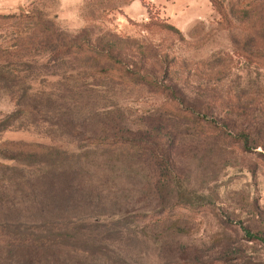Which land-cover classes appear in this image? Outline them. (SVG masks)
Wrapping results in <instances>:
<instances>
[{"label":"rangeland","instance_id":"rangeland-1","mask_svg":"<svg viewBox=\"0 0 264 264\" xmlns=\"http://www.w3.org/2000/svg\"><path fill=\"white\" fill-rule=\"evenodd\" d=\"M222 1L230 26L219 25L210 0H0V12L16 16L0 20V120L15 116L0 133V163L9 166L0 170V223L61 234L79 256L73 264H264V241L244 231L264 240L263 149L245 152L236 133L220 137L172 115L213 103L214 116L240 126L264 113V0ZM106 35L129 46L115 70L166 79L181 106L100 76L93 58L54 55L61 42ZM160 126L159 148L147 153H86L89 137ZM37 146L61 154L63 170L50 173L42 157L16 161ZM72 184L94 201L85 205ZM9 251L0 246V264H25Z\"/></svg>","mask_w":264,"mask_h":264},{"label":"trees","instance_id":"trees-1","mask_svg":"<svg viewBox=\"0 0 264 264\" xmlns=\"http://www.w3.org/2000/svg\"><path fill=\"white\" fill-rule=\"evenodd\" d=\"M210 2L222 19V22L219 25L222 26L221 24L225 23L230 26L231 24L229 21V15L225 10L224 2L222 0H210ZM15 17L16 16L13 15L3 16L2 14H0V20H8ZM153 24L157 27L162 28V30L168 33L173 32V34H180L179 30H177L170 24L162 22H155ZM123 48H126V50L129 49L128 43L126 41L118 39L114 36L106 35L96 44H92L90 42H61V44L56 46L54 55L58 59L68 58L72 56L93 58L98 63L104 65V67H99V69L97 70V73L100 76L108 77L122 83H134L138 85L148 86L149 88L156 90V92L165 95L168 101L181 106L178 100V92L176 87H173V85L169 84V82L166 85L162 84V82L166 81V79L159 80L158 76L154 77L149 74H142L138 69L129 70L124 66L120 69L115 70L113 66H118L124 63L120 56V52L123 50ZM251 56L258 57L260 56V54H254ZM258 58L264 59V54L263 56H260ZM163 68V65H161L160 69ZM164 71L165 72H163V75H168L167 77L171 76L172 72L170 68L165 69ZM6 77L7 74L0 71V82L5 81ZM212 104H209L207 106L205 105L202 110H196L195 108L190 107H182L180 108L179 112H177V114L173 113L172 115L179 119L185 120L188 123L195 124L197 127L209 128L218 131L219 134H217L220 137H223L226 134H229V136L232 137V134L236 133L235 138H233L239 141L242 149L245 152L255 151V149L259 147H261L264 151V113H261V116L253 118L251 120H244L243 124L238 126L237 120H235L230 115L222 117L218 115L214 116V109L216 108V106ZM14 118V115H10L5 117L3 120H0V133L7 130L11 126ZM153 130L158 131H153L146 134L140 133L138 136L131 138L118 136L119 134H116V136L114 137H89L87 139L89 146H87L88 149L86 153L91 154V156L104 155L107 153H113L122 150L131 151L136 154L141 151L147 153L148 151H150L148 150L147 146L159 148L158 143H160V140H158L159 142H154L153 139L156 137V135H154L153 133L159 135L163 129L160 126V128L153 127ZM143 146H146V148H142ZM35 148L38 150L34 152H38L39 154L33 152L30 153L28 157L27 155H23L22 153H20L16 157V161L20 162L22 158L33 159L42 157L53 163H51V165L49 166L51 169H54L50 171V173L54 174L58 170H63V168H59V165L62 163L58 162L61 159V154L55 155L54 153H51L54 152L53 149H48L45 147L40 148V146H37ZM160 151L162 150L160 149ZM160 155L163 159L161 160L162 163L164 161L169 162V158H167L166 160L164 159L166 157V152L162 151ZM4 159L8 158H5L4 156ZM17 168L18 167H14L13 169ZM7 169H9V166L0 163V170ZM47 172L48 171L41 172V174L46 175L48 174ZM60 173L61 172H59L57 175H59ZM54 183H59V181L56 180L54 181ZM72 189H75V193L78 192L83 195L80 198H82V202H84L85 205L87 203L91 204L96 197L95 194L84 195L82 192H79L78 189H76V186H74L73 184ZM76 204H80L81 207H83L84 205L81 202H77ZM99 209L100 206L96 209V211H99ZM35 230L37 231V228ZM244 231L245 234L250 237L249 239L264 241L257 235L251 234L249 230L245 229ZM60 235L57 236V238H52V236L47 234L44 235L39 232L24 230L21 226H14L7 222L0 223V246L9 248V253L15 254L17 256V259L20 260L18 261H23L25 262V264H42V262L44 261H53L56 263L61 262V264H73L72 262L74 260H77L78 254H72L74 250H70L71 246H67V244L63 243L62 238H60L62 237V235ZM76 264L79 263L76 262ZM83 264L85 263L83 262Z\"/></svg>","mask_w":264,"mask_h":264},{"label":"crops","instance_id":"crops-1","mask_svg":"<svg viewBox=\"0 0 264 264\" xmlns=\"http://www.w3.org/2000/svg\"><path fill=\"white\" fill-rule=\"evenodd\" d=\"M0 14H2V15H7V14L1 13V12H0Z\"/></svg>","mask_w":264,"mask_h":264}]
</instances>
